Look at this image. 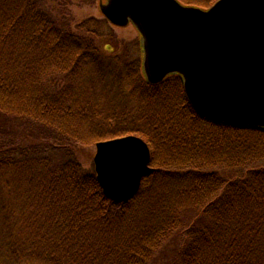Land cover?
I'll return each instance as SVG.
<instances>
[{
    "label": "trees",
    "instance_id": "obj_1",
    "mask_svg": "<svg viewBox=\"0 0 264 264\" xmlns=\"http://www.w3.org/2000/svg\"><path fill=\"white\" fill-rule=\"evenodd\" d=\"M92 21L77 33L51 0H0V125L38 131L6 140L0 127V190L10 172L11 193L25 194L8 204L24 215L21 245L0 210V264H148L182 231L179 264H264V128L198 114L180 75L147 82L138 57L102 52ZM117 129L142 136L156 168L125 202L75 151ZM59 147L69 155L47 152Z\"/></svg>",
    "mask_w": 264,
    "mask_h": 264
},
{
    "label": "water",
    "instance_id": "obj_2",
    "mask_svg": "<svg viewBox=\"0 0 264 264\" xmlns=\"http://www.w3.org/2000/svg\"><path fill=\"white\" fill-rule=\"evenodd\" d=\"M100 11L113 25L137 28L147 82L178 74L198 114L264 128V0H217L207 9L180 0H104ZM150 163L140 136L96 143V177L115 202L138 192L155 169Z\"/></svg>",
    "mask_w": 264,
    "mask_h": 264
},
{
    "label": "rangeland",
    "instance_id": "obj_3",
    "mask_svg": "<svg viewBox=\"0 0 264 264\" xmlns=\"http://www.w3.org/2000/svg\"><path fill=\"white\" fill-rule=\"evenodd\" d=\"M104 0H51L52 5L54 7V14L58 15L59 22L64 24V26L72 31L77 33H81L79 25L84 23V21L88 22V20H93V26H100L101 35L97 37V43L101 48L103 53L116 54L127 52L129 56H136L139 59V71L143 76L142 69V49L140 43V34L137 28L132 24H128L126 26H116L111 24L101 13L100 11V3ZM182 3L186 5H193L202 9H207L217 0H180ZM91 22V23H92ZM144 77V76H143ZM145 78V77H144ZM123 119V118H122ZM116 121H112V128H115ZM4 133L7 134V138H11L14 136L21 137L24 141L26 138L31 136H36L38 131L35 128V124L33 122L27 123L23 118H19L17 121H8L3 126ZM119 127V125H118ZM116 134H112L111 138L124 136L131 133H121L117 129ZM136 134V133H132ZM55 151L56 156L58 157H67L69 155V147H59L57 149H50L47 152ZM76 156L79 160L82 167L88 171L95 172L94 165V156L96 153V142L92 144H83L79 143L76 145ZM12 174L6 176L4 185V191L0 190V202H2V208L0 210L5 213V217L11 225L12 234L16 240V245H21L23 242V238H25L24 233L21 228V219H23L24 215L22 213V209L19 208L16 212V215L13 213L12 209L9 208V202H12L13 199H16L17 203L20 206H25V194L17 196L11 193L12 191L9 189L12 183L14 184V180L12 178ZM22 183V182H21ZM23 203V204H22ZM19 207V206H18ZM3 214L0 212V217ZM21 218V219H20ZM192 222L191 224H193ZM0 223V236H2V230L5 227ZM5 237H7V230L5 232ZM186 242V234L184 231L182 233L175 234L172 238H170L167 242H165L161 248L155 251L152 259L148 264H179V259L181 255V251L185 246ZM35 259V258H34ZM28 264H35L34 260H30Z\"/></svg>",
    "mask_w": 264,
    "mask_h": 264
},
{
    "label": "bare ground",
    "instance_id": "obj_4",
    "mask_svg": "<svg viewBox=\"0 0 264 264\" xmlns=\"http://www.w3.org/2000/svg\"><path fill=\"white\" fill-rule=\"evenodd\" d=\"M127 135H137V136H140V135H138V134H127ZM127 135H124V136H127ZM120 137H122V136H120ZM140 137H142V136H140ZM115 138H117V137H115ZM143 138V137H142ZM109 139H113V138H109ZM144 139V138H143ZM105 140H108V139H104V140H100V141H105ZM145 140V139H144ZM146 141V140H145ZM147 142V141H146ZM97 143V142H96ZM148 143V142H147ZM149 145V144H148ZM150 150H151V148H150ZM150 165H151V163H150ZM152 166V165H151ZM153 167V166H152ZM155 168V167H154ZM156 170V168L154 169V171ZM154 171H152L151 173H153ZM150 173V174H151ZM96 174V173H95ZM97 178V177H96ZM102 188V187H101Z\"/></svg>",
    "mask_w": 264,
    "mask_h": 264
}]
</instances>
